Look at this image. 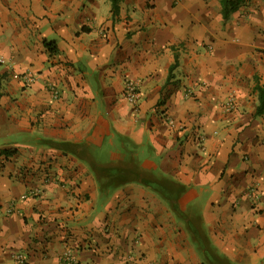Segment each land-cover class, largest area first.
Instances as JSON below:
<instances>
[{"label": "crops", "instance_id": "obj_1", "mask_svg": "<svg viewBox=\"0 0 264 264\" xmlns=\"http://www.w3.org/2000/svg\"><path fill=\"white\" fill-rule=\"evenodd\" d=\"M221 12L0 0V264H264V0Z\"/></svg>", "mask_w": 264, "mask_h": 264}, {"label": "trees", "instance_id": "obj_2", "mask_svg": "<svg viewBox=\"0 0 264 264\" xmlns=\"http://www.w3.org/2000/svg\"><path fill=\"white\" fill-rule=\"evenodd\" d=\"M118 1L119 0H110L111 2V12L114 14H117L118 12ZM241 0H220L221 4V9H222V16L224 19H226L231 11H233L237 6L239 5ZM43 45L45 49L50 53H55L57 52V47L56 43L54 40H49V41H43ZM176 57L174 63L170 66L169 68V73L167 76V79L170 78L171 72L173 68L176 66ZM254 89L257 93V106H256V115H261L264 113V84H260L258 81L255 83ZM14 151V149H3L0 151V153L9 155Z\"/></svg>", "mask_w": 264, "mask_h": 264}, {"label": "built area", "instance_id": "obj_3", "mask_svg": "<svg viewBox=\"0 0 264 264\" xmlns=\"http://www.w3.org/2000/svg\"><path fill=\"white\" fill-rule=\"evenodd\" d=\"M4 62V57L3 55L0 53V65ZM31 76H29L27 78V80L29 81L31 78ZM54 94L57 93V91L53 92ZM123 96L125 98V100L127 102H129L130 104L135 105L137 103V101L139 100L140 97V93H139V89H138V85L137 82L133 79L127 78L124 81V87H123ZM231 103V101L227 102V106H229ZM33 192H39V188H33L32 189ZM68 253H66L65 256H67ZM69 261V260H67Z\"/></svg>", "mask_w": 264, "mask_h": 264}, {"label": "rangeland", "instance_id": "obj_4", "mask_svg": "<svg viewBox=\"0 0 264 264\" xmlns=\"http://www.w3.org/2000/svg\"><path fill=\"white\" fill-rule=\"evenodd\" d=\"M136 173L139 174V172L137 171H134L133 169L131 168H127L126 170H123V174L128 176V177H133ZM141 174V173H140Z\"/></svg>", "mask_w": 264, "mask_h": 264}]
</instances>
